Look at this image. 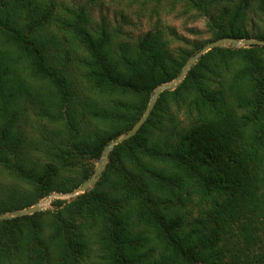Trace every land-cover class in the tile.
I'll list each match as a JSON object with an SVG mask.
<instances>
[{"label": "trees", "instance_id": "trees-1", "mask_svg": "<svg viewBox=\"0 0 264 264\" xmlns=\"http://www.w3.org/2000/svg\"><path fill=\"white\" fill-rule=\"evenodd\" d=\"M139 2L153 21L133 35L88 6L0 0V213L90 177L207 42L264 39V0ZM165 4L208 38L165 24ZM51 205L0 220V264H264V45L202 54L91 189Z\"/></svg>", "mask_w": 264, "mask_h": 264}, {"label": "rangeland", "instance_id": "rangeland-1", "mask_svg": "<svg viewBox=\"0 0 264 264\" xmlns=\"http://www.w3.org/2000/svg\"><path fill=\"white\" fill-rule=\"evenodd\" d=\"M64 2L74 8L82 5L88 6V12L94 22H100L104 18L111 26H122L125 33L130 32L133 35L146 31L150 26L149 24L153 21V17L150 16V5L145 6L139 0H64ZM181 9L182 6L180 4H176V7L171 10L165 4L159 8V16L165 24L174 28L178 34L197 40L208 38L205 18H195L194 13L189 15L182 14ZM253 17L255 18V24H258V16L254 15ZM189 29H195L198 32L193 34L190 33ZM239 47H248V45H240ZM65 193L67 192H51L49 195L41 198L40 201H44L43 206L41 205L42 210L52 208L51 201L55 199L70 200L79 194L67 197L64 195Z\"/></svg>", "mask_w": 264, "mask_h": 264}, {"label": "water", "instance_id": "water-1", "mask_svg": "<svg viewBox=\"0 0 264 264\" xmlns=\"http://www.w3.org/2000/svg\"><path fill=\"white\" fill-rule=\"evenodd\" d=\"M251 44H256V45H264V39H259V38H243V39H238L234 37H221L217 38L215 40H211L204 44L201 48H199L196 52H194L189 58L185 61L183 66L181 67L180 72L178 75L170 80L166 81L163 83L158 84L153 91L150 94L149 100L147 102V105L139 118L133 123V125L124 133L118 135L116 138L110 140L102 149L101 154L99 156V159L97 160L93 173L91 174L90 177L85 179L79 186H77L75 189L65 193L64 195L67 197L73 196L78 193H83L89 189H91L95 183L99 180L102 171L105 168L106 162L108 160V155L109 152L112 150V148L129 139L131 136H133L137 130L141 127V125L144 123L146 120L149 111L151 110L155 100L157 99L159 93H161L163 90H171L174 89L183 79L184 75L186 74L187 70L189 67L196 62V60L204 54L206 51L210 50L213 47H239L240 45H251ZM49 197V196H48ZM47 199V198H46ZM44 199V200H46ZM40 200L36 202L35 204L25 207L22 209H17V210H12V211H5L0 213V220L3 219H9L13 217H18L22 215H28L32 214L36 211L42 210V206H40Z\"/></svg>", "mask_w": 264, "mask_h": 264}, {"label": "bare ground", "instance_id": "bare-ground-1", "mask_svg": "<svg viewBox=\"0 0 264 264\" xmlns=\"http://www.w3.org/2000/svg\"><path fill=\"white\" fill-rule=\"evenodd\" d=\"M43 202H44V201L41 202V205H43ZM41 205H40V206H41Z\"/></svg>", "mask_w": 264, "mask_h": 264}]
</instances>
